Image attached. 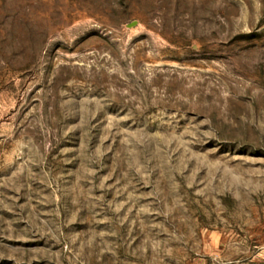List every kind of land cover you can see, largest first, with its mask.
<instances>
[{
	"label": "rangeland",
	"instance_id": "1",
	"mask_svg": "<svg viewBox=\"0 0 264 264\" xmlns=\"http://www.w3.org/2000/svg\"><path fill=\"white\" fill-rule=\"evenodd\" d=\"M0 264H264V0H0Z\"/></svg>",
	"mask_w": 264,
	"mask_h": 264
}]
</instances>
